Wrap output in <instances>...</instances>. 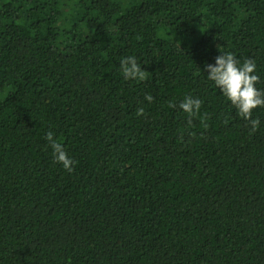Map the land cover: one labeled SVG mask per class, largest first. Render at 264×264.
<instances>
[{
  "label": "trees",
  "instance_id": "obj_1",
  "mask_svg": "<svg viewBox=\"0 0 264 264\" xmlns=\"http://www.w3.org/2000/svg\"><path fill=\"white\" fill-rule=\"evenodd\" d=\"M222 53L264 90V0H0V264H264V108L207 79Z\"/></svg>",
  "mask_w": 264,
  "mask_h": 264
},
{
  "label": "clouds",
  "instance_id": "obj_2",
  "mask_svg": "<svg viewBox=\"0 0 264 264\" xmlns=\"http://www.w3.org/2000/svg\"><path fill=\"white\" fill-rule=\"evenodd\" d=\"M119 65L124 77L128 80L143 81L148 73L141 68L134 56L121 58ZM206 71L207 79L213 81L222 90L231 105L238 110V114L249 121L252 132L258 131L261 121L259 118L253 119L252 113L253 110L264 108V90L256 87L260 83V77L256 74V61L249 58L241 63L233 53H222L216 57L215 65H206ZM145 99L149 103L154 100L151 94L147 95ZM179 107L189 117H192L199 113L202 101L199 98L186 96ZM136 115L144 116V108H138ZM187 123L191 125L192 120L189 119ZM224 123H228L227 117L224 119ZM54 135L51 131L47 133V140L54 150V158L71 172L75 161L69 157L63 145L54 138Z\"/></svg>",
  "mask_w": 264,
  "mask_h": 264
}]
</instances>
